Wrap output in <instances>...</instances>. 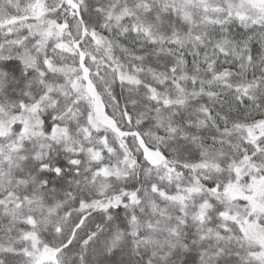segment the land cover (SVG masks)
<instances>
[{"label":"snow or ice","instance_id":"obj_1","mask_svg":"<svg viewBox=\"0 0 264 264\" xmlns=\"http://www.w3.org/2000/svg\"><path fill=\"white\" fill-rule=\"evenodd\" d=\"M0 264H264V0H0Z\"/></svg>","mask_w":264,"mask_h":264}]
</instances>
